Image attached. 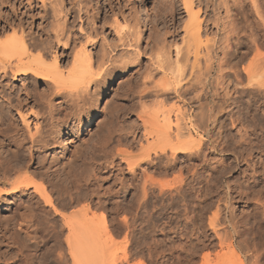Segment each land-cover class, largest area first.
I'll return each mask as SVG.
<instances>
[{
	"label": "rangeland",
	"instance_id": "374dc122",
	"mask_svg": "<svg viewBox=\"0 0 264 264\" xmlns=\"http://www.w3.org/2000/svg\"><path fill=\"white\" fill-rule=\"evenodd\" d=\"M138 1L0 0V28L21 23L37 41L57 50L64 72L84 49L96 69L101 60L105 69L110 66L112 77L104 87L108 105L103 108V99L93 104L90 95L100 93L94 86L85 102L80 101L88 113L81 135L85 129L93 132L83 156L86 160L96 156L97 168L90 182L78 189L70 187L61 194L49 187L54 204L67 215H76L74 226L86 222L100 233L93 246L103 248L95 257L98 264H264V104L255 106L252 92L240 89L249 82L247 72L264 66V23H259L251 0H192L189 6L184 0H144L143 21ZM260 4L264 10V0ZM191 12L200 18V42L186 34ZM136 26L142 29L140 36ZM11 35L8 29L2 39ZM207 66L211 74L205 83L201 75ZM263 79L261 72L254 81ZM45 82L10 79L6 85L11 89L0 93V102L23 96L21 86L49 94ZM212 87L218 90L215 95ZM206 99L216 109L220 105L218 110L212 107L218 120L207 132L200 129L198 119ZM22 105L17 109L28 127L16 108L15 125L34 134L36 126L46 123L41 116L48 118V106L29 100ZM54 105L55 116L63 118L64 112L57 114L63 110ZM177 119L198 143L200 152L196 149L194 156H163L160 143L150 134L151 126L169 124L173 133ZM43 209L33 212L37 248L27 250L18 240L6 238L1 251L12 254L10 260L18 264L25 257L29 264H72L69 228L52 208Z\"/></svg>",
	"mask_w": 264,
	"mask_h": 264
},
{
	"label": "bare ground",
	"instance_id": "6f19581e",
	"mask_svg": "<svg viewBox=\"0 0 264 264\" xmlns=\"http://www.w3.org/2000/svg\"><path fill=\"white\" fill-rule=\"evenodd\" d=\"M184 1L185 3H187L188 6L192 4L191 3L192 0H184ZM251 1L254 5L253 6L254 7L253 9L255 11L254 13L256 14V17L259 18L260 20L259 23H261L262 25V23H264V10L261 6L262 4H260L261 0H260V3H258L257 0H251ZM138 2L140 3L139 10L141 11L140 20L143 21L142 17L145 14L144 12L145 1L139 0ZM256 21H258V19H256ZM136 22L138 23V21ZM6 25L7 26L4 27L3 29L0 28V91H1L0 93L4 92L5 94L6 90L8 91L11 89V88H8L9 83L6 85V81L10 82V79L18 80L19 78H22L24 81L32 80V82L38 81V80L41 82L46 81L45 82L46 87L50 91H49V94L48 93L38 94L36 90L34 91L32 90L33 91V94H32L31 93L32 91L31 92L29 91L30 88L28 89L27 86H21V91L24 92L25 94L23 96L19 95L15 99L16 100L15 104L13 103V101L15 100L6 99V98H5L6 100L3 99L5 101L0 102V230L3 233L2 237L0 238V264H18V261L10 260V258L12 257L11 256L12 254H10L9 256V252L7 253L6 250H5L6 252L1 251L2 247L4 246L3 244L6 238L7 239L13 238L14 240H18L19 243H21L20 245L24 249H27V250L37 248L36 244L39 241V236L37 234L38 232L37 228H35L36 226L34 225V222H37V219L33 215V212L36 209L40 211L42 208L45 209L47 207H50V210L52 208L53 213L56 216L61 217L65 221V223L63 224H66L67 228H69V234L67 237V243H68L67 245L69 246L68 254H69V259L71 260V263L72 264H93V263L98 264L99 260L97 261L95 257H97V255L98 257H100L101 256L100 254H103L100 252V250H102L103 248H102V245H101L102 249H100L99 246H97V249L94 247L96 246L95 243L97 244L99 241L100 233L97 231H93L91 229L92 226H90L91 224L86 223V222L85 224H80V225H76L78 222H74L76 223L75 224L76 226H74L73 217H75L76 215H67L65 212L59 210L55 206L56 204H54L53 197L51 196L48 190H49V187L50 189L52 187V191L54 189L57 193L62 194L66 190L69 191L70 187L71 189L72 188L78 189V187L82 186L83 182H86L88 184L92 176L91 173L94 174V170L97 168L95 167V160L97 157L93 156V157H90L88 160H86V158L83 156L84 150H85L83 146L86 141L88 142V140L92 138L93 132L92 131L90 132L85 129L83 134L81 135V129L83 128V125H82L83 118L88 113H85V109L82 108L83 104L81 105L80 101L85 102L84 96L87 95L86 94L87 92L89 93L90 91L89 88L91 86H94L100 89L99 90L100 93L95 94L96 92L94 91L95 93H93L92 96L89 94L93 101V104L103 99V102L105 101L103 108L106 107L108 100L106 101V98H105V94L107 93L104 87L106 86L105 80L108 77L109 78L112 77L110 76L111 70L107 69L110 66L109 67L107 66L105 69L104 64H102L103 62L101 60V63L97 62L96 64L97 69H96L95 63H93L92 57L90 55L91 53L88 54L89 51L84 49L81 52V55L74 57L72 61L71 69L68 70L67 72H64L60 65V57H59L57 50H54L46 42L37 41L36 38L33 36V33L30 31L27 32L23 28L21 23L14 22V24L11 23V26L9 25V23H7ZM8 29L12 31V35L5 39H2V35H4V33ZM136 29H137L136 30L137 32L136 31L135 32L138 34L137 36H140L142 29H140L139 27ZM201 33H202L201 32V22H200L199 15L198 13L191 12V14H189V23L186 29L187 37L191 40H198L200 42ZM255 33H257V31ZM252 42L257 43L258 40L252 41ZM189 45H192V44L189 43ZM209 54L207 56H209ZM204 56H205V53H204ZM259 56L260 54H258V57H255V58H259ZM263 57L264 56H262V58ZM205 59L206 58H204V60ZM169 60H170V57H169ZM257 61L256 63H258ZM204 62L206 61H203V63ZM207 64L209 65L208 62ZM261 64L262 63H260V65ZM181 67L186 68L185 66H182V65ZM257 67L259 66H256V68ZM210 69L211 68L207 66L203 75H201V76H204L205 80L203 81H205V83L209 81V76L211 74ZM257 69L256 71L250 70L249 72H247L248 77H249V80H248L249 82L245 86L246 88H243V87L240 88L242 92H248V91L252 92V97L254 100L253 103H255V106L257 105L256 103H259L260 101H261L260 105L264 104V79L262 81H254L261 72L262 74H264L263 64L261 66L262 70L260 68L258 70ZM237 72H236V75H237ZM252 72L254 73L252 74ZM110 81L114 82L113 79H111ZM203 81L201 82L202 85L204 83ZM213 82H215V80ZM210 83L212 82H209V84ZM216 84H217V81H216ZM117 85L118 84H116L115 86ZM212 88L213 90L216 89L215 87H212ZM216 92L214 90L212 94L215 95ZM63 93L64 95L66 93L65 97ZM12 94L13 93H11V95ZM63 97H64V101H60V99ZM86 97H89V96L87 95ZM28 100L30 102L32 101L36 103V105L46 104L49 110L47 112V115H48L47 119H46V116L43 117V114L41 116V119L46 121L44 126H42L41 128L39 126H36L35 124V126L38 128H36V132L34 134H30L26 132L24 129H19L18 125L17 124L15 125V115L13 114V110L15 108L17 109V108L22 107L23 106L22 102L23 101L27 102ZM205 102L206 103H203L204 105L200 106L201 112H199V117H198V119H200V122L198 119L196 120L201 124L200 125L198 123L197 126L198 127L199 125L202 126L200 127V129H203V130L205 129L207 132L210 130L209 128L211 125H215L217 123L218 119H217V116L213 113L214 109L212 107H214L213 106L214 103L209 101L208 99H206ZM84 104L86 105V103ZM53 105L57 107V109L63 110V111H57L58 112L57 114L59 115H62L63 112L65 113V116H63V118H60L59 116L58 117L55 116L56 111L52 110ZM260 105L259 106L257 105V106L260 107ZM216 106L218 109L220 108V105L219 107L218 105ZM252 106L255 107L254 104ZM214 108L216 109V107ZM196 109H199V108H196ZM67 110L69 112L71 111L72 114L69 112H66ZM15 112H16V115L22 121V123H24V125L28 127V125L26 124V117L23 114V112L18 109ZM221 113L222 111H220L219 114ZM39 114L40 113L35 112L33 115H36L37 117H39ZM72 120H75L77 124L73 123L72 125ZM166 120L169 121L168 119ZM177 120H176L177 123L175 125V131L173 130L174 131L173 133L171 132V129H172L171 124L167 125V128H162L159 125L151 126L152 131L150 134L153 135V137H156L158 141L157 144L160 143V146H158L159 147L158 151L160 152L161 155L163 156L169 155V157H171L172 159L177 158V156L181 154H186L188 155V157L194 156L192 155V153L193 154L195 153L198 143L197 141L195 142L194 140L190 139L191 137H189L188 130L185 127V125L182 123L183 121L181 119H177ZM99 123L100 121L97 124L95 123V126L97 127ZM196 124L197 122H195V125ZM239 132L241 133V131ZM247 133L248 132H246V134ZM240 137H244V138H241V140L242 139L245 140L246 136L242 135ZM261 141L263 142L264 140H261ZM262 144L264 145V143ZM197 151L199 150L197 149ZM97 156H100V155H97ZM99 169L97 170L99 171ZM20 173H23V174L18 175ZM70 197H71V194H70ZM63 205L64 204H62V206ZM12 211L14 212L11 213V215L1 216L2 213H10ZM36 224L38 225V223ZM220 233H223V232H220ZM219 235L217 236L219 237ZM62 262L64 263V261ZM57 263L59 264V262H56V264ZM19 264H29V262L27 261L25 257L22 259V262H20ZM100 264L102 263L100 262Z\"/></svg>",
	"mask_w": 264,
	"mask_h": 264
}]
</instances>
